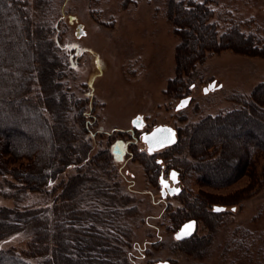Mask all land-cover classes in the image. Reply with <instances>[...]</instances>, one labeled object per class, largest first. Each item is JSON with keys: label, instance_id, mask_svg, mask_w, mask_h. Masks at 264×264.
<instances>
[{"label": "rangeland", "instance_id": "rangeland-1", "mask_svg": "<svg viewBox=\"0 0 264 264\" xmlns=\"http://www.w3.org/2000/svg\"><path fill=\"white\" fill-rule=\"evenodd\" d=\"M167 1L45 0L44 6L37 9L34 0H29L36 23L35 31L44 34L48 30L47 39L39 38L35 33L31 49L34 52L47 49L51 42L49 46L55 47L56 55L62 57L65 66L66 71L61 76L65 89L74 93V97L90 90L94 97L91 114L95 119H91L95 123L91 129L95 136L93 134L89 142L91 147L86 150L85 157L79 161L84 166L68 167L61 178L67 179L76 174L77 169L87 174L95 172L98 169L95 168L94 157L97 153L107 152L111 160L109 177L118 182L120 191L126 195L113 205L100 200L97 193H93L94 196L81 195L83 199L79 201L78 208L107 206L109 208L103 211L118 210L120 219L108 220L107 224L113 228L111 239L125 249L128 262L112 257L106 260L101 256L102 248L98 246L95 247L96 252L90 250L87 255L81 256L80 253L76 257L84 261L95 258L96 263L90 261L89 264H156L165 261L170 264H264L263 158L250 173L226 185L205 184L190 175L180 176L179 183L174 187L182 191L185 189L184 192L190 196L189 201L199 198L209 206H202L199 212L184 208L186 215L199 218L193 233V244L189 242L185 245L177 243L178 226L175 221L185 198L180 196L181 192L163 198L161 185L153 176L156 169L153 171L152 163L147 165L143 159L145 155L142 152L147 148L142 141L144 132L166 125L177 135L178 129L189 123L233 109L236 106L233 95L248 96L259 83L264 82V56L232 49L206 54L203 60L195 62L191 76L186 69L181 72L176 59L182 38L173 25L172 16L167 13ZM194 1L204 2L214 11L211 21L216 24L219 35L236 28L255 35L264 44V0ZM69 16H75V22L70 23ZM77 24H83L85 30V35L80 38L75 34ZM47 61L54 63L48 56ZM37 62L35 56L33 66L38 67ZM35 87L40 93L38 82ZM184 99L189 100L188 105L176 110ZM136 117L143 120L139 129L132 124ZM70 119L77 126L76 119ZM15 127L16 131L10 129L13 130L14 140H24L21 136L25 135L36 136V131L29 127ZM77 127L76 130L81 133L79 124ZM75 135L71 140L78 145L80 134ZM53 140L54 137L50 145L47 141V147H56ZM194 141L198 144L202 138H195ZM116 144H119L117 151ZM165 148L154 154L156 161L167 170L170 165L162 158ZM110 154L115 156L116 165L112 164ZM25 162L24 158L21 159V163ZM91 179L93 176L88 175L79 179V183ZM0 181V206L43 207L52 202L53 196L46 191L53 189L59 179H54L45 192L30 191L22 201L8 197L2 190L6 183L1 175ZM57 189L55 193L59 192ZM104 194L108 196V193ZM212 202L222 207L223 212L207 222V213L214 208ZM102 219L96 218L97 222ZM62 222L67 223V229L87 230L84 233L87 236L90 234L88 229L92 222L72 218ZM24 229L1 239L0 249L14 247L23 252L33 235L29 227ZM69 239L66 240L68 243ZM65 255L71 254L67 252ZM100 256L103 261L97 259Z\"/></svg>", "mask_w": 264, "mask_h": 264}, {"label": "trees", "instance_id": "trees-1", "mask_svg": "<svg viewBox=\"0 0 264 264\" xmlns=\"http://www.w3.org/2000/svg\"><path fill=\"white\" fill-rule=\"evenodd\" d=\"M44 1L34 0L36 8H42ZM31 11L29 0H0V175L6 183L2 190L15 201H22L30 191L45 192L54 179H59V182L53 189L46 191L49 196H53L48 206H0V240L25 230L24 227H29L33 233L21 253L14 247L0 249V264L96 263L93 257L87 258V261L76 257L80 253L85 256L90 250L96 252V246L102 248L101 256L106 260L112 257L126 262V251L111 239L113 228L107 224L108 220L120 219L118 210L103 211L109 208L107 206H99V209L78 208L79 201L85 195L94 196L97 193L100 200L104 199L111 205L114 202L117 204L121 197L125 198L118 182L109 177L111 160L108 153L100 152L94 157L93 162L98 169L93 168L95 172L87 174L77 169L76 174L67 179L61 178L68 167L84 166L79 161L85 157L86 150L91 147L89 142L93 134L95 136L91 129L95 123L91 119H95L91 114L94 97L90 90L86 95L78 93L74 97V93L65 89L61 80L66 71L65 66L62 57L56 55L55 47L49 46L51 42L47 49H39L38 52L31 49V39L34 40L36 32L39 38H48V30L44 34L35 31L36 23ZM167 13L172 16L173 25L182 38L177 52V68L181 72L186 69L189 76L194 74L192 70L195 62L203 60L208 53L232 49L253 56H264V44L253 34L234 28L219 35L216 24L211 21L214 11L204 2L168 0ZM35 56L38 67L32 64ZM47 56L54 63H49ZM37 82L41 86L40 93L35 89ZM13 99L18 100L11 102ZM232 100L236 103L233 109L214 116L207 115L198 122L178 129L176 138L162 154V158L170 165L167 170L166 167L162 168L161 162L156 161L155 151L142 152L146 164L152 163L153 171H157L153 175L156 183L161 185V173L173 172L179 179L180 176L190 175L205 184L226 185L250 173L253 166H259V159H264V82L259 83L248 96L235 94ZM70 118L76 119L81 133L77 131L78 124L75 126ZM16 125L31 128L36 131V136L29 135L27 138L25 135L21 136L24 140H14ZM75 134H80L78 145L71 140ZM53 137L56 147L51 149L47 147V141L50 145ZM195 138H202V142L197 144ZM110 156L112 164L116 165L115 156ZM23 158L25 163H21ZM88 175L93 176V179L79 183V179ZM261 175L264 176V165ZM57 187L59 192L55 193ZM184 190L179 191L180 196L185 198V204L175 215L177 231L186 222L197 223L199 219L196 215H186L184 208L199 212L202 206L209 207L199 198L189 201L190 196ZM104 193H108V196L105 197ZM215 204L212 202L214 208H210L205 221L216 219L215 216L223 212V208ZM217 208L222 211L218 212ZM67 218L92 222L88 229L90 234H85L87 230L67 229V223L62 222ZM96 218L103 219L97 222ZM194 238L192 235L177 240V243L193 244ZM67 239L71 241L68 243ZM67 252L71 255L66 256ZM101 256L97 257L99 261L104 260Z\"/></svg>", "mask_w": 264, "mask_h": 264}, {"label": "water", "instance_id": "water-1", "mask_svg": "<svg viewBox=\"0 0 264 264\" xmlns=\"http://www.w3.org/2000/svg\"><path fill=\"white\" fill-rule=\"evenodd\" d=\"M75 20H76L75 16H69V22L70 23L75 22ZM75 34L78 38L85 35V30L83 28V24H77ZM211 87L213 88L214 85L212 84ZM204 91H207V89H205ZM182 103H184L183 107H181ZM188 103H189L188 99L182 100L176 106V110H180V109L185 108L188 105ZM142 123H143V120L139 117H136L132 120V124H133L134 128H137V129H139L142 126ZM174 138H175V132L170 127H168L166 125L157 126L153 130H151V132H144L142 135V141L147 144L149 151H151L153 149L161 148V147L166 146V145L167 146L170 145L174 141ZM170 176H171V180H173V182L176 183L177 182V180H176L177 174L172 172ZM165 182L167 185H169V182H167V181H165ZM175 192H179V188H176L174 186L169 188L170 194L175 193ZM190 223H194V226H195V221H188L179 228L177 235L180 234L182 231H184L185 226L190 224ZM193 232H194V227H193L192 233ZM189 236H191V235H189ZM189 236L183 237V238L178 239V240L188 238ZM156 264H170V263L168 261H165V262H157Z\"/></svg>", "mask_w": 264, "mask_h": 264}, {"label": "flooded vegetation", "instance_id": "flooded-vegetation-1", "mask_svg": "<svg viewBox=\"0 0 264 264\" xmlns=\"http://www.w3.org/2000/svg\"><path fill=\"white\" fill-rule=\"evenodd\" d=\"M143 135V134H142ZM145 143V142H144ZM146 144V143H145ZM146 147H147V144H146ZM165 147H167V145L166 146H163V147H161V148H157V149H153V150H151V151H149L148 150V147L146 148V151L147 152H149V153H152L153 151H160L162 148H165ZM115 150L117 151V150H119V144H116L115 145ZM171 173L169 174V173H167V177L165 176V173H161L160 175H159V177H160V183H161V194H162V197L163 198H165L167 195H173V194H177L178 192H175V193H172V194H170L169 193V188L170 187H173L174 185H177L178 183H179V176L177 177V182L176 183H174L173 182V180H171ZM165 178H167V179H165ZM165 181H167V182H169V185H167L166 184V182ZM179 191H180V189H179ZM222 211V210H221ZM221 211H218V212H221ZM217 212V211H216ZM197 226V223L195 222V226H194V230H195V227ZM194 233V232H193ZM193 233L191 234V236L193 235Z\"/></svg>", "mask_w": 264, "mask_h": 264}, {"label": "snow or ice", "instance_id": "snow-or-ice-1", "mask_svg": "<svg viewBox=\"0 0 264 264\" xmlns=\"http://www.w3.org/2000/svg\"><path fill=\"white\" fill-rule=\"evenodd\" d=\"M186 103V102H185ZM184 106V103L181 104V107ZM217 211H220L219 208L216 209ZM194 227V223H190L188 225L185 226V230L182 231L180 234L177 235V239H181L183 237L189 236L192 234V230Z\"/></svg>", "mask_w": 264, "mask_h": 264}, {"label": "bare ground", "instance_id": "bare-ground-1", "mask_svg": "<svg viewBox=\"0 0 264 264\" xmlns=\"http://www.w3.org/2000/svg\"><path fill=\"white\" fill-rule=\"evenodd\" d=\"M184 223V222H183Z\"/></svg>", "mask_w": 264, "mask_h": 264}]
</instances>
